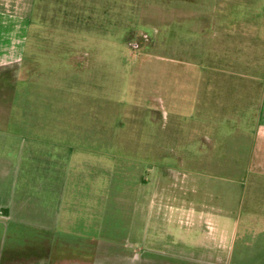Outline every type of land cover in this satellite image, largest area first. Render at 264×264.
I'll use <instances>...</instances> for the list:
<instances>
[{"label": "crops", "instance_id": "1", "mask_svg": "<svg viewBox=\"0 0 264 264\" xmlns=\"http://www.w3.org/2000/svg\"><path fill=\"white\" fill-rule=\"evenodd\" d=\"M34 1L0 0V70L34 30ZM172 16L202 45L187 62L185 105L169 110L171 150L154 144L153 202L119 188L118 238L97 239L95 162L86 173L66 163L96 154L66 152V140L33 133L43 124L17 121L21 95L1 91L0 76V264H264V216L244 209L249 179L264 178V0H174Z\"/></svg>", "mask_w": 264, "mask_h": 264}, {"label": "rangeland", "instance_id": "2", "mask_svg": "<svg viewBox=\"0 0 264 264\" xmlns=\"http://www.w3.org/2000/svg\"><path fill=\"white\" fill-rule=\"evenodd\" d=\"M173 6L174 0H35L34 30L18 34L16 61L0 70L1 91L21 95L17 121L43 124L33 133L66 140V152L96 154L66 163L85 173L84 162L96 164L91 187L104 223L101 241L122 234L111 225L122 217L120 187L143 192L138 202L145 208L153 202V170L160 166L154 153L171 150L169 110L185 105L186 78L194 73L187 62L198 59L202 42L184 30L185 21L177 24ZM260 104L257 115L264 114ZM229 165L243 177L244 164ZM245 196L244 209L263 217L264 178L251 177ZM73 197L67 192L66 203ZM129 197L136 202V193Z\"/></svg>", "mask_w": 264, "mask_h": 264}]
</instances>
